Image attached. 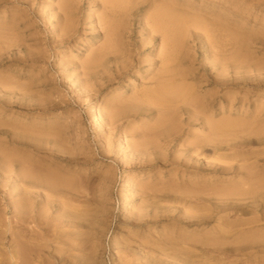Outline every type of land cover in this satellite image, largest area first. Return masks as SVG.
Segmentation results:
<instances>
[{"label":"rangeland","instance_id":"obj_1","mask_svg":"<svg viewBox=\"0 0 264 264\" xmlns=\"http://www.w3.org/2000/svg\"><path fill=\"white\" fill-rule=\"evenodd\" d=\"M120 1L116 7L107 0H3L0 5V146L16 158L9 163L0 156V264L9 263L15 235L19 253L14 262H26L29 252L25 248L26 230L36 222L43 225V243L47 246L54 245L59 231L65 230L70 242L85 247L78 254L80 257L88 254L92 264L97 260L100 264H112L117 258L116 254L112 256L113 251L125 250V246L130 248L128 244L112 246L119 228L124 233L128 231L119 227L125 219L123 213L132 211V199L121 196L125 173L147 188L153 186L155 193L186 197L184 205L190 215L211 214L209 224L183 229L184 234L193 231L186 247L204 231H213L216 227L226 234V238L219 239L218 243L223 246L218 248L209 243V237L203 240L206 246L198 252V258L204 264H264V68H259L264 63V0ZM161 8L182 16L176 17L178 22L184 19L177 33L183 45L178 48L176 68L188 72L186 83L194 85L196 104H200L201 98L215 121L230 118L239 124L225 131L219 140L222 143L207 144L200 154L186 160L180 140H185L188 134L197 135L207 127L197 122L189 127V116L182 115L184 131L172 144H179V150L172 146L161 148V158L153 154L154 162L146 165L139 163V153L128 152L120 144L126 148L128 144L143 143V133L158 115L151 117L153 112L148 111L135 120L121 119L112 126L105 117L97 121L95 110L105 116L112 110L108 108L110 102L120 105L131 101L138 91L156 86L151 78L160 71L162 56L168 52L163 43L166 33L155 29L152 22ZM176 15L171 16L175 19ZM107 18L114 20L118 27L117 52L109 56L117 55L119 59L128 56V74L121 82H108L100 76L88 81L85 66L102 52L108 34ZM200 20L204 27L207 25L205 29L195 24H201ZM182 23L190 25L180 30ZM243 40L246 44L241 47ZM240 49L255 63L239 67L223 59ZM110 61L103 66L107 71L120 64ZM138 69H142L141 80L132 84ZM125 86L128 87L123 93ZM148 145L147 148L160 151L159 146ZM28 160L39 162L44 171L71 179L79 187L50 185L42 191L35 190L36 198L31 200L34 205L30 208L33 217L20 222L15 214H23L25 209L18 204L14 211L11 203L22 204L28 198L24 193L27 185L20 188L24 192L15 191L9 196L10 188H4L2 176L14 175L23 182L22 169ZM210 160L232 168L224 170L218 164L216 169V165L209 164ZM87 167L95 171L86 173ZM105 176L111 179L101 192L99 185ZM6 180L13 184V179ZM182 186L185 194L180 190ZM204 189L209 193L205 194ZM147 191L154 194L153 190ZM100 195L105 204L100 200L95 202ZM85 198L88 201H83ZM208 198L218 201L211 202ZM122 200L130 204L127 210L121 209ZM101 203L106 208L107 225L98 224L102 234L94 248V241L83 242L88 235L80 233L83 228L80 230L72 217L91 215ZM162 203L177 205L174 199ZM217 205L220 209L214 208ZM135 229L127 234L131 235ZM158 229L155 230L157 237L161 231ZM245 233L250 235L240 237ZM19 246L24 248L20 251ZM174 246L179 252L180 244ZM46 249L51 252L50 248ZM189 253L196 256L195 252Z\"/></svg>","mask_w":264,"mask_h":264},{"label":"bare ground","instance_id":"obj_2","mask_svg":"<svg viewBox=\"0 0 264 264\" xmlns=\"http://www.w3.org/2000/svg\"><path fill=\"white\" fill-rule=\"evenodd\" d=\"M2 2L3 0H0V5ZM119 2L121 1L107 0V3L113 7H116V4ZM164 6L162 8H164ZM156 8L154 9L155 11ZM162 8L159 11H157V13L155 12L156 14L154 15L152 22L155 29L159 31L160 30L164 31L166 33V38L163 43H165L168 52L167 54L162 56L163 64L161 66L160 71L157 74H154L153 77L151 78V80L156 81V86L154 88L146 87L141 91H138L137 92L138 95L136 97H132L131 101L124 102L120 105L110 102L108 104V108L112 110L110 113L106 114L105 116L101 113L100 110H95V115H96L95 117L97 121H102L105 117L108 121L111 122L112 126L121 119L128 118L127 120L129 121L135 120L137 117L144 116L145 115L144 112H148V111L153 112L150 114L151 117H154L156 114L158 115L154 124L151 127H149L146 130V132H144L142 135V140H143L142 142L145 144L143 143L139 145L136 143L128 144L126 148L123 144H120V146L123 147L124 150L128 148L130 150V151L128 150V152H133L137 154L139 153L140 156L139 163L141 164L144 163L146 165L152 164V161L154 162V160H152L153 158L151 157V155L153 154L158 158H161L160 156L163 153L161 148L166 149L167 147L170 148L172 146V148H175L176 151L179 150L178 148L179 144H175V145L172 144L174 141L179 140V137L181 138L179 134L184 131L182 127L185 120L184 119L182 120L181 117L182 115L189 116V119L191 120L188 122L189 127H194L193 123L195 122H197L199 125L202 126L205 125L207 127L204 130L201 129L199 131V134L197 133V135L188 134L185 140L182 141L180 140L181 145L184 146L181 149V151L184 152V158L186 160L192 158V156L195 154L196 155L200 154V152L204 149V147L207 144H213L217 146L220 143H222L223 141L219 142V140L225 134V131H227V129L229 128L232 129L237 124H239L237 120H232L230 118L215 121L213 114L210 112V108L207 106L206 103L203 102V100H201V98H200V104H196V99H198V96L195 95L196 90H194V85L186 83L187 78L189 76L188 72L178 70V68H176L177 67L176 62L179 60L178 48L180 44L183 45V41L180 43V39L177 38V33H179L178 32L179 30L178 27L180 26L179 23H181V21H183L184 19H181L180 22H178L179 20H177L176 17L180 19L182 16L181 17L177 16L174 13L169 14L171 10L170 12L167 11L168 7L167 10ZM171 15H176L175 19ZM190 19L191 21H193L194 18L193 19L190 18ZM195 19L197 20V18ZM200 23L201 24L199 23H195V24L199 25L197 27H201L202 25L201 28H203L204 25L202 24L201 20ZM188 24L189 23L183 25L182 23L183 26L181 25L182 28H180V30H182L184 26L187 29ZM105 26L108 31V34L104 46L102 45L101 48L102 52L101 53L99 52L98 55H94L92 59L88 61V63L85 66V75L88 77V81L92 80L94 77L100 76V78L102 79H107L108 82H113V80H120L121 82L124 78V75L128 74V63L130 62V60L126 55L122 56L120 59L117 55L116 57L109 56L110 54H114L117 52L115 48L117 46L118 27L114 20L108 18L105 20ZM206 26L203 29H205ZM217 42L218 40L216 41V43ZM244 44H246L245 40L242 41L241 47ZM158 53H160L159 49H158ZM223 59L232 61L239 67L240 66L247 67L255 63L254 59L251 58L250 55L245 50L242 51V49L238 50L234 55L232 54ZM110 60H114V62H119L120 64L118 63L119 65H115L114 68L110 67L109 68L110 71H107V69L106 68L104 69L103 66L104 64L111 62ZM259 68H264V63L259 64ZM141 70L142 69L137 70L136 75L132 78L133 81L132 84H136L137 82H140L141 75L139 72H141ZM127 87L128 86H125L123 93H126ZM94 99L95 100L97 99V95H94ZM92 108H94V106H92ZM190 129L191 128H189V131ZM148 144L159 146L160 151H155L154 148L153 149L147 148L149 146ZM0 156H2L4 161H7L9 163H11V161H13L14 159L16 160L15 156L13 158L12 153L3 150L1 146H0ZM184 163H185L184 165H186V162ZM209 164L216 165L215 166L216 169H218V166L221 165V163L219 164L216 161L211 162V160L209 161ZM220 167H222L224 170H229L232 168L231 165H221ZM86 170H89L86 173H90L91 170H94V168L87 167ZM22 173H23V178H22L23 182L19 180V177L14 175L2 176L5 179L4 188L5 187L10 188V190L7 191V194L9 196L12 195V193L15 191L18 193L24 192L20 188L21 187L23 188L25 184L27 185L26 187L27 190L24 193L27 194L28 198H25L24 201L22 200V204H20L19 202L13 203V201L12 203L10 202L12 205H14V211H17L18 209L17 207L19 205L24 207L25 211L23 214L22 213L15 214L16 218L20 222L23 220L25 221L29 220L30 218L33 217V213L31 212L30 208L34 205L33 204L34 201L31 200H34L36 198V194H33L35 190L42 191L44 187L46 186L48 187L50 185L64 187V188H68L73 185L77 189L79 187V185L76 182H71V179L70 180L64 179V177L59 178L53 172L44 171L39 162L37 163L32 160L31 161L28 160L26 162L24 168L22 169ZM6 179L9 180L13 179L12 182L13 184H11ZM110 179L111 178L108 176L103 177L102 184L100 183L99 185L100 186L99 190L101 192L104 191V189L106 190L105 186H107ZM123 181L125 182V185L121 189V196L127 195V198L132 199V203H133L132 211L129 212L128 209L127 212L123 213L125 219H122L121 223L119 224V227L121 226V228H126V231L127 229L128 231L124 233L123 231H121L120 228H119L120 231L118 232L115 231L116 233L112 239L113 242L112 246H114L117 243L122 244V246L128 244L130 248H127L125 246L124 247L125 250L119 249L116 253L113 251L112 256L114 257V255L116 254L117 258H115L112 261V264H204L201 261V259L198 258L199 257L198 252L202 250L203 246H206L204 245L205 243L203 242L205 238L209 237V240L211 241L209 243H211V245L213 246H217L216 248L223 246L222 244H219L218 241L220 238L223 239L226 238L227 236L226 234H224L222 230H219L216 227L213 231H209V232L204 231L200 235V237L196 239V241H194L189 247H186V240L187 238L192 237L193 231L191 230L187 234H184L183 229L187 228V226H197V227L204 226L208 222V219L211 218V214L206 213L200 216L190 215V211H188L184 205L186 201V197L175 196L176 198H174V196L171 195L172 193L171 194L170 193L158 194V192L155 193L156 190L153 188V186H148L147 188L143 182H139V183L136 182V178H132L131 175H127L126 173L123 177ZM251 185H252L251 187H253V184ZM183 187L185 186H182V188L180 187L181 189L180 188L178 189L182 190L183 194H185V190ZM147 190H153L152 192H154V194H149ZM176 192L178 191L176 190ZM176 192L173 193L176 194ZM207 192L205 194H207ZM213 192L215 193L216 190H214ZM243 193L244 191L241 192V195H243ZM41 195H43V193H41ZM100 196H101L100 199L95 198V202L96 200L97 201L100 200L101 202H103L104 199L102 198V195ZM173 199L177 204L175 206H169L166 203L165 204L162 203L163 201L168 202V201H172ZM212 200L218 201L216 198L215 199L208 198V201L212 202ZM83 201H88V199L85 198V200ZM138 202L140 203V205H137ZM71 203L73 204V202ZM103 203L100 204L99 209L95 211L93 210L94 212L91 213V215L88 214L90 215L89 217L87 214H81V215L76 214L72 217L73 222L74 221L78 222L79 229L83 228V230L80 229L81 230L80 233L88 235V238L84 239L83 242L87 243V241H94L93 243L94 248H96L97 243L100 241L99 235L102 234V230L98 228V224L107 225L106 217H105L106 208L105 205H103ZM68 204L70 205V203ZM129 205L130 204L122 200L121 209L127 210ZM74 206L76 207V205ZM75 207L73 209H75ZM69 208L72 209L71 207ZM214 208L220 209L219 205H217V207ZM132 228H136V229L135 231L130 232L131 235H128L127 233H129V230ZM158 228H160L161 230L158 232L159 237L155 235V230H157ZM26 232L28 235L27 234L25 235V237H27V240L25 241L27 247L25 248H29V252L26 257L27 258L26 262H23L21 264H92V262L90 261L91 260L90 255L86 254L83 257H80L78 255L80 252L83 251L85 247H83L82 245L76 246L75 242H70L69 241L70 235L68 236L65 230L59 231V234L57 235V241L55 242L54 245L52 244L50 246H47L46 244L43 243V241L45 240L43 235L44 231H43V225H41L40 222H36V225L34 226L32 225L31 228L26 230ZM174 234H175V238H173ZM249 235L250 234L245 233L243 235H240V237H248ZM135 237H137V239ZM15 238L13 237L12 239L14 241V244L11 245L10 261L8 264H18V262H14V259L16 260L17 258L16 256L17 252L19 251V249H17L15 245L16 243ZM179 244H180L179 246L180 251L177 252L176 249L177 247H175L174 245H179ZM23 246H25V244ZM23 246H19L20 251H21V247ZM46 248H50L51 252L49 251V249ZM135 250H137V252H135ZM181 250L183 252H181ZM186 250L189 252H195L196 256H194L189 252H186ZM131 255L132 257H130ZM134 255H139L140 258L138 259V256H134ZM136 260L139 261L137 262ZM93 264H100V262L97 260Z\"/></svg>","mask_w":264,"mask_h":264}]
</instances>
